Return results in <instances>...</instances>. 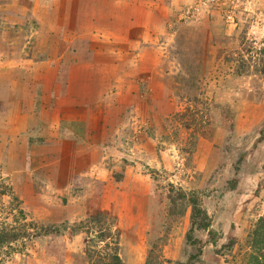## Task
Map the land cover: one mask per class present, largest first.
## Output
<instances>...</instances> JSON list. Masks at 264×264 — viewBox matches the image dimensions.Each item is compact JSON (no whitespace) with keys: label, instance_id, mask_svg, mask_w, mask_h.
<instances>
[{"label":"rangeland","instance_id":"374dc122","mask_svg":"<svg viewBox=\"0 0 264 264\" xmlns=\"http://www.w3.org/2000/svg\"><path fill=\"white\" fill-rule=\"evenodd\" d=\"M0 264H264V0H0Z\"/></svg>","mask_w":264,"mask_h":264},{"label":"trees","instance_id":"16d2710c","mask_svg":"<svg viewBox=\"0 0 264 264\" xmlns=\"http://www.w3.org/2000/svg\"><path fill=\"white\" fill-rule=\"evenodd\" d=\"M263 221L261 220V223H262Z\"/></svg>","mask_w":264,"mask_h":264}]
</instances>
